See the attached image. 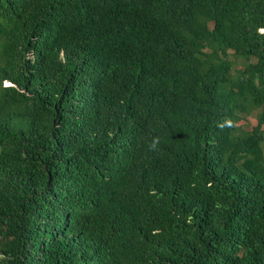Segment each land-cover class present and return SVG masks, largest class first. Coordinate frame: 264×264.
<instances>
[{"label":"trees","instance_id":"1","mask_svg":"<svg viewBox=\"0 0 264 264\" xmlns=\"http://www.w3.org/2000/svg\"><path fill=\"white\" fill-rule=\"evenodd\" d=\"M0 264H264V0H0Z\"/></svg>","mask_w":264,"mask_h":264},{"label":"rangeland","instance_id":"2","mask_svg":"<svg viewBox=\"0 0 264 264\" xmlns=\"http://www.w3.org/2000/svg\"><path fill=\"white\" fill-rule=\"evenodd\" d=\"M238 64L236 65L237 68H242L241 61H237ZM4 85H7L4 83ZM240 126V129H243L244 131H250L252 127L256 125V118L255 116L246 117L244 120L240 121L238 123Z\"/></svg>","mask_w":264,"mask_h":264},{"label":"clouds","instance_id":"3","mask_svg":"<svg viewBox=\"0 0 264 264\" xmlns=\"http://www.w3.org/2000/svg\"><path fill=\"white\" fill-rule=\"evenodd\" d=\"M158 144H159V138L158 137L153 138L152 142L149 145L150 150L157 151L158 150Z\"/></svg>","mask_w":264,"mask_h":264}]
</instances>
